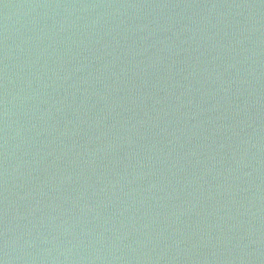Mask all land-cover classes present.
Returning a JSON list of instances; mask_svg holds the SVG:
<instances>
[{
	"label": "water",
	"instance_id": "1",
	"mask_svg": "<svg viewBox=\"0 0 264 264\" xmlns=\"http://www.w3.org/2000/svg\"><path fill=\"white\" fill-rule=\"evenodd\" d=\"M0 264H264V0H0Z\"/></svg>",
	"mask_w": 264,
	"mask_h": 264
}]
</instances>
